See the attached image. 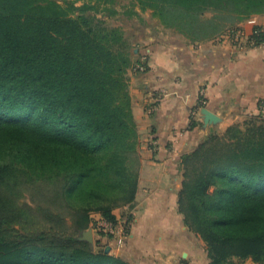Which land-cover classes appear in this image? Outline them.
Returning a JSON list of instances; mask_svg holds the SVG:
<instances>
[{
	"label": "trees",
	"instance_id": "trees-1",
	"mask_svg": "<svg viewBox=\"0 0 264 264\" xmlns=\"http://www.w3.org/2000/svg\"><path fill=\"white\" fill-rule=\"evenodd\" d=\"M137 1L191 41L264 13V0ZM112 2L0 0V264H129L82 238L92 212L116 222L135 200L141 167L128 73L146 58L118 26L74 16ZM181 166L178 210L209 264H264V124L210 132Z\"/></svg>",
	"mask_w": 264,
	"mask_h": 264
},
{
	"label": "crops",
	"instance_id": "crops-1",
	"mask_svg": "<svg viewBox=\"0 0 264 264\" xmlns=\"http://www.w3.org/2000/svg\"><path fill=\"white\" fill-rule=\"evenodd\" d=\"M236 27L243 31L238 41L227 33L191 41L172 29L153 27L137 34L141 45L133 58H146L148 67L130 71L141 155L138 190L132 203L115 209L116 222L99 212L92 215L90 242L96 249L105 244L108 253L129 264H209L203 240L178 210L180 167L182 156L210 132L223 133L264 113V43L251 41L256 27L264 32V13ZM204 107L220 118L216 124H205ZM192 115L200 122L194 128ZM127 219V235L101 226L121 227Z\"/></svg>",
	"mask_w": 264,
	"mask_h": 264
},
{
	"label": "rangeland",
	"instance_id": "rangeland-1",
	"mask_svg": "<svg viewBox=\"0 0 264 264\" xmlns=\"http://www.w3.org/2000/svg\"><path fill=\"white\" fill-rule=\"evenodd\" d=\"M60 3H64L65 0H57ZM83 1H79L77 4L81 5ZM108 4V3H107ZM113 8L117 9L119 12L115 14H110L108 11H100V12H93V11H76L74 13V16H78L79 14H85L86 16H89L90 24L96 28L99 27H114L118 26L123 32V36L128 39V42L131 44V57L135 55V48H139L141 45L139 41L137 40V34H140L143 30H149L148 27L152 29L153 28H166L167 26L164 25L158 17L154 14V10L150 8H143L142 5L137 0H113L111 4H109ZM105 6V5H103ZM136 10L137 14L134 13ZM205 16H211L210 12L205 13ZM139 30V33H138ZM144 59V58H143ZM135 60V59H133ZM138 67V64L129 70L128 75L130 76V71L134 70L136 71ZM131 79V77H129ZM130 84V83H129ZM130 87V86H129ZM252 123L256 124H264V116L260 117H249L245 122L238 123L239 125H242L243 127H247L251 125ZM181 175L183 177V167H180ZM183 180V179H182ZM19 203L21 205L30 203L28 197H23L20 199ZM123 207V206H121ZM119 207V208H121ZM128 212V211H127ZM95 212L91 213V222L90 226L93 220H95V216L92 215ZM90 226L83 232H88L90 229ZM82 234V235H83ZM91 237L93 238V234L91 231ZM196 234V233H195ZM197 235V234H196ZM198 236V235H197ZM201 240H203L200 236H198ZM203 247L206 248V242L203 240ZM107 245L103 244L100 246L99 250H103L105 252H109L110 248L106 247ZM237 264H263L261 262H256L251 258H248L244 261H238Z\"/></svg>",
	"mask_w": 264,
	"mask_h": 264
},
{
	"label": "built area",
	"instance_id": "built-area-1",
	"mask_svg": "<svg viewBox=\"0 0 264 264\" xmlns=\"http://www.w3.org/2000/svg\"><path fill=\"white\" fill-rule=\"evenodd\" d=\"M250 22L255 23V20L253 18H251ZM258 31H259L258 29H254L252 35L257 33ZM228 35L232 41H238L242 37L243 31L240 28H236V29L232 30L231 32H229ZM251 41H252V43H256V41L252 37H251ZM137 68L144 70L145 67L143 65H138ZM101 226H103L106 229L105 231L110 232L112 234L120 233L121 235H127L130 231V224L127 223V221H125L121 227H117V228L115 226H113V223L112 224L111 223L110 224L109 223H105V224L103 223Z\"/></svg>",
	"mask_w": 264,
	"mask_h": 264
},
{
	"label": "water",
	"instance_id": "water-1",
	"mask_svg": "<svg viewBox=\"0 0 264 264\" xmlns=\"http://www.w3.org/2000/svg\"><path fill=\"white\" fill-rule=\"evenodd\" d=\"M202 114L204 115L205 124H216L220 120V118L214 112H212L211 110H209L206 107H204L202 109ZM91 231L89 230L88 232H85L82 235V238L86 239L88 241H92V237H91V234H90Z\"/></svg>",
	"mask_w": 264,
	"mask_h": 264
}]
</instances>
